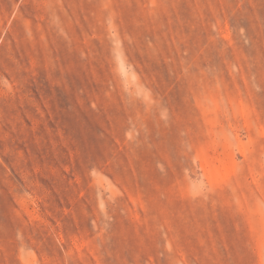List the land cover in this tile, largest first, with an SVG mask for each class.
Listing matches in <instances>:
<instances>
[{
	"label": "rangeland",
	"instance_id": "374dc122",
	"mask_svg": "<svg viewBox=\"0 0 264 264\" xmlns=\"http://www.w3.org/2000/svg\"><path fill=\"white\" fill-rule=\"evenodd\" d=\"M0 264H264V0H0Z\"/></svg>",
	"mask_w": 264,
	"mask_h": 264
}]
</instances>
